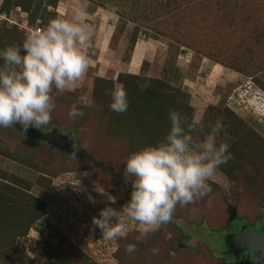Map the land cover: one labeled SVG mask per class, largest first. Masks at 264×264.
<instances>
[{
  "label": "rangeland",
  "instance_id": "rangeland-1",
  "mask_svg": "<svg viewBox=\"0 0 264 264\" xmlns=\"http://www.w3.org/2000/svg\"><path fill=\"white\" fill-rule=\"evenodd\" d=\"M21 1L25 9L9 4L0 11V50L22 44L29 28L81 6L94 37L85 77L73 91L53 90L52 120L39 129L68 134L81 154L66 158L16 126L0 127V264H235L220 243L231 221L227 207L251 224L264 215V0ZM117 81L128 99L121 115L145 112L155 117L147 120L151 130L159 131L170 104L185 109L189 123L201 120L205 132L219 120L224 131L217 145L227 143L232 157L208 181L206 196L178 205L172 221L143 242L119 211L133 179L125 171L137 150L130 137L138 140L139 130L128 120L127 132L108 130L106 117L114 112L108 93ZM159 84L162 94L143 92ZM88 100L93 106L83 107ZM73 104L84 113L74 121L67 115ZM75 175L80 191L69 185ZM101 189L116 203H108ZM106 204L128 225L125 237L109 241L93 230L92 217ZM129 243L136 244L131 255Z\"/></svg>",
  "mask_w": 264,
  "mask_h": 264
},
{
  "label": "clouds",
  "instance_id": "clouds-1",
  "mask_svg": "<svg viewBox=\"0 0 264 264\" xmlns=\"http://www.w3.org/2000/svg\"><path fill=\"white\" fill-rule=\"evenodd\" d=\"M83 7L69 16L50 19L27 35L22 44L0 50V127L19 125L26 133L30 128L47 126L55 109L53 90L73 91L83 80L94 37V26L86 20ZM108 95L112 111H127V92L122 83L114 82ZM82 106L92 107L93 102L88 100ZM67 115L74 121L84 113L81 106L73 104ZM169 120L170 130L163 141L133 152L125 161L126 174L133 179L129 198L119 211L137 226L138 242L170 223L178 205L186 207L206 196L210 191L208 181L232 158L227 143L217 145V137L224 131L219 120L209 132L204 131L201 120L189 123L175 110L169 112ZM69 185L75 191L83 187L76 175ZM97 192L108 203H116L109 193L102 189ZM88 199L97 202L91 195ZM117 215L118 210L106 204L98 217H92L93 230L98 228L109 241L125 237L128 225L117 221ZM125 250L131 255L136 244H127ZM151 252L158 255L159 249Z\"/></svg>",
  "mask_w": 264,
  "mask_h": 264
},
{
  "label": "trees",
  "instance_id": "trees-1",
  "mask_svg": "<svg viewBox=\"0 0 264 264\" xmlns=\"http://www.w3.org/2000/svg\"><path fill=\"white\" fill-rule=\"evenodd\" d=\"M9 4H11V5H20L23 9H25L24 8V4H23V2L21 0H3L0 3V11H3V12L6 11L7 7H9ZM57 16H59V15H57ZM134 39H135V35L131 37L129 50H131V48H132V46L134 44ZM128 75L129 76H136L134 74H128ZM117 76H118V74H117ZM260 85L262 86L261 83H260ZM163 89L164 88L162 87V84L161 85L159 84V86H151V88L148 87V89L143 91V92H148V93L149 92H151V93L153 92V93H157V94H162L160 92ZM170 106H171V111L175 109V108L172 107L171 104H170ZM183 109H184V107H183ZM182 111H185V109L182 110V108H179L177 110V112H179L180 114H181ZM128 112L130 113L129 110H128ZM146 115H148V114H145V112L144 113L143 112H141V113L139 112L137 114V116H135V117H132L131 113H130V115L128 114L127 116L125 114L121 115V113L118 114L116 112L110 113L106 117V119L108 121V130H116L117 128H121V129H125V131L127 132L129 129H127L128 127H126V128L123 127V124L125 125V124L129 123V126H138V129H137V130H139L138 131V133H139L138 140L134 139V135H132L130 137L131 138V142L134 141L137 144L135 147H133L134 149H137L136 151H138V150H140V149H142V148H144L146 146H149V145H156L157 143L163 141L164 137L166 136V134L170 130L169 114L166 117H165V114H164V119H163L164 122L161 124L162 125L161 127H163V131H159L157 129L156 130H151L152 128H150L149 124H147V120L150 121L149 120L150 118L155 119V117L152 116V115H148V116H146ZM161 118H163V117H161ZM121 120H123L122 123L120 122ZM127 120H128V123H127ZM130 130H132V129H130ZM132 133H134V130H132ZM140 133L142 134V136H140ZM22 134L28 136L27 134H25L23 132H22ZM29 137H31V136H29ZM31 139H33V141L41 142V141H38L37 139H35L33 137H31ZM144 139H145V141H144ZM43 144H45V143H43ZM81 153H82V150L77 145H75L74 151H73V153H72V155L70 157L77 156V155H79ZM64 156L66 158L69 157V156H66V155H64ZM90 160L94 164L98 165V163L96 161H93L92 159H90ZM220 169L223 170L222 166H220ZM35 202H34V205H32V206H36ZM231 222H233L232 225H230ZM27 224H28V222L23 223L22 226H24V225L27 226ZM250 227H252V229H257V230L264 229V215L261 216V218L259 219V222L257 224H251V223L243 222V221L238 220V219L231 220L228 223V225L224 228L225 232L222 234V237H221V240H220L221 241L220 243H221V246L223 247L224 253H226L229 256L238 257V264H247V256H246V253L243 252V251L238 252V251L232 249V247H231V239L240 230H242L243 228L251 229Z\"/></svg>",
  "mask_w": 264,
  "mask_h": 264
},
{
  "label": "water",
  "instance_id": "water-1",
  "mask_svg": "<svg viewBox=\"0 0 264 264\" xmlns=\"http://www.w3.org/2000/svg\"><path fill=\"white\" fill-rule=\"evenodd\" d=\"M16 128L23 132L19 125H16ZM25 134L66 156H71L74 151L75 145L70 136L55 128L48 131L30 128ZM227 215L228 220L235 218L233 206L227 207ZM231 247L238 252L243 251L246 253L247 264H264V229L243 228L231 239Z\"/></svg>",
  "mask_w": 264,
  "mask_h": 264
},
{
  "label": "crops",
  "instance_id": "crops-1",
  "mask_svg": "<svg viewBox=\"0 0 264 264\" xmlns=\"http://www.w3.org/2000/svg\"><path fill=\"white\" fill-rule=\"evenodd\" d=\"M97 39V38H96ZM100 40V41H99ZM99 40H97L96 42H97V44H98V41H99V44H100V46L104 43V41H102L101 42V37L99 38ZM138 49V53H139V51L142 49V47H141V45L137 48ZM143 51H144V49H143ZM137 53V54H138ZM142 57L143 58H145L144 57V55H142ZM141 57V58H142ZM133 60H134V57H133ZM141 59H140V57L138 58V59H136V62L134 63V66L132 67L133 68V71L132 72H134L135 71V66H137V61L139 62ZM128 68H129V65H128ZM130 72V71H129Z\"/></svg>",
  "mask_w": 264,
  "mask_h": 264
},
{
  "label": "built area",
  "instance_id": "built-area-1",
  "mask_svg": "<svg viewBox=\"0 0 264 264\" xmlns=\"http://www.w3.org/2000/svg\"><path fill=\"white\" fill-rule=\"evenodd\" d=\"M37 28H40L38 26L34 27V28H29L28 29V32H27V35H29L31 32H33L34 30H36Z\"/></svg>",
  "mask_w": 264,
  "mask_h": 264
},
{
  "label": "flooded vegetation",
  "instance_id": "flooded-vegetation-1",
  "mask_svg": "<svg viewBox=\"0 0 264 264\" xmlns=\"http://www.w3.org/2000/svg\"><path fill=\"white\" fill-rule=\"evenodd\" d=\"M127 190L130 192V188H128ZM233 260L235 261V264H238V257L235 256Z\"/></svg>",
  "mask_w": 264,
  "mask_h": 264
}]
</instances>
